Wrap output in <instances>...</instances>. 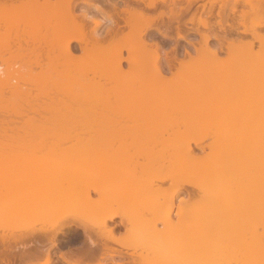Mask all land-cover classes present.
<instances>
[{"label":"rangeland","instance_id":"obj_1","mask_svg":"<svg viewBox=\"0 0 264 264\" xmlns=\"http://www.w3.org/2000/svg\"><path fill=\"white\" fill-rule=\"evenodd\" d=\"M47 1H50V3L58 2V0H38V3L41 4L43 2L44 4ZM97 1L100 2V0ZM117 1L118 0H112V2ZM157 1V8L147 11L149 14L148 16H151V19L155 16L158 17L159 21H155V24L157 22V25L161 26L162 22L161 27L164 28L165 23H168L169 19L164 17V23L158 14L162 10L167 11L168 8L164 7L162 0ZM182 1H184L181 2L182 5H187L185 0ZM226 1L233 2V0H218L216 3V11L219 10L222 4H224ZM118 2L120 3L119 6H123L121 1ZM208 3L209 0L195 1L190 11L181 17L182 22L180 33L186 34L188 40L195 41L198 49L204 46L203 42L199 41L201 40L200 35L195 31V29H193L198 26L197 22L199 23V21L197 20H199V18H197L196 23L191 22L189 19L196 10L198 11H196L197 17H200L203 13V9H205L203 8L204 4L209 6ZM247 5L242 4V7L239 5L237 11L239 13L236 12V16L233 15V13H230V15L235 17L238 16L237 18L239 19L244 17L246 20L245 26L252 29L253 24L251 22H256V18L257 20L262 19V22L264 21V10L260 12V10L264 9V4L262 6L263 8L261 7L258 10H252V7ZM260 5H262V3H260ZM243 6L246 11H252V13H249L248 11L249 15H246L248 13H245L247 18L245 15L243 16V14L240 13L241 10L244 9ZM14 8L17 10L16 7ZM105 8L107 10H112L111 13L117 14L116 11L111 7V4L107 7L105 6ZM12 9L13 8L11 7L9 10L11 11ZM14 10H12V12H8L14 13L16 11ZM26 10H30L31 12L26 11V13H29V15H27L28 13L26 14L25 10H22L24 14L22 12L21 17L25 16L23 19H26L25 22H33L34 20L33 25L30 24L31 22L25 25V23H23L24 21H21L22 19L18 13L17 16H19L21 20L18 18L20 22H16L19 24L15 22L16 19H13V21H10V23L14 24L10 25V23L7 22L9 19H6V22L8 23L6 24L10 25L9 27L11 29L7 28L4 30L6 27L5 24V26L2 28L3 34L1 33V36L4 35L3 37L5 39H9L11 36L12 39H15V33L18 31L21 32L22 29L26 28L24 31H26L27 34L29 33L28 39H31V43L29 44H33L30 46L32 48L35 46V50L33 48V52V50L30 49V46L26 45L25 48L29 47V51L27 49L18 51L19 49L17 50L13 44V47L9 52L8 49H5L6 51L3 50L5 47L4 45H6L5 42H3L5 39L3 41L1 40L2 43H0V245L3 242H6L16 249L22 242H24L22 236L28 230H43L47 229V227L48 229H53L54 227H58L56 224L63 222L67 223V220H69V222H71L70 220H73V224H75V222L76 224L77 222H86L87 224L88 222L91 225L93 224L94 220L99 222V220L103 218V215L100 216L96 213L99 211V209H101V206H104L105 211L103 210V212H106V214L112 210L115 211L120 209L121 211L124 207L123 209L126 210L125 217H116L109 223L111 227H115L114 240H103L102 238V242H107L113 247V249L121 250L123 252L122 254L114 255V261H122L124 264H128L127 261H130L131 257L129 256L131 255L129 254L131 253H137L133 256H136V258H134L139 260H141L143 257L145 258L146 256L149 258L154 254L155 258V256L157 257L155 252L156 248L150 249V251L153 250L152 253L154 254L147 253V251H149V247L155 245V242L158 243L160 240H162L159 239V235H157L159 232L157 231H161L162 227L164 228V224L158 222V226H156L157 224L153 225L152 220L154 216L152 217L153 213L151 212L155 206L157 207L154 209V212L155 210H162L161 204L164 202L165 197L172 194L171 192L174 191L173 189L180 183H185L187 191L190 192H187L186 189H184L174 198V207L171 214L174 223L178 222V219L181 215H185L182 214L184 213L182 210H187L185 212L192 211L190 213L191 217H193L191 218V221L192 219H195L194 222L196 223L197 221V225L209 224L216 210H222V212L220 211L221 217L223 215L224 219L232 221L229 217V214H233L232 218H235L234 221H241L242 219H240V215L245 213V207L247 205L245 201L243 202L242 197L247 194L255 195L256 193L255 196H251L252 200L249 199L250 201H248V211L251 210V213L249 212L250 215L256 213V219L258 215L257 212L260 213V219L262 218L263 220L261 219L259 220V223L257 222V230L259 232L256 230V233L258 234L254 237L257 241L253 239L252 240L253 242L255 241V243L257 242V244L264 243V218L262 217L264 215V171L259 173H257L258 170L254 171L256 174L254 173L253 175L251 174L252 172H250L251 176L248 174L245 176H241L239 174L236 177L232 176L235 181H232L233 178L231 179V177L225 178L224 176L223 178L225 179H223L219 174L222 172L221 168H223V164L221 163L229 160L228 158L231 156V154L229 152H225V154H219L216 149H213L219 143L221 145L226 142H228L226 145L231 143L238 144V142H240L238 140L240 139V134L242 133L241 131L244 127L243 123L247 120H255V123L252 125L248 135L259 131L262 132V138H264V83L258 85L255 77L258 72L262 74L264 73V63L261 62V64L256 65L254 64V59H249L246 62H238L234 64L229 63L230 59L233 58L234 53L243 47L242 45L245 40H253V35L251 33H240L241 35L239 36L234 31L231 32L229 30L230 32L228 31V33L230 34L227 35L229 38L227 41H225V45L228 46L227 43L234 39L233 41L235 42L234 44L232 43L233 45H231V53L228 50L229 48L226 49L227 47L224 46L223 50H219V54L214 57L211 56V54L206 49L201 50L200 53L197 52L196 48L185 38H181L176 41L179 30H177L175 27L169 31V35L172 38L163 37V35L158 33L155 27H152L148 32L145 41H149L150 43L154 39L155 41L160 42V52L167 50L170 51L172 54H170L171 56L175 55V57L178 58L177 60L185 59V61H182L185 63H182V65L179 66L180 68L177 67V62L174 64L175 66L172 67V69L177 68L178 70L171 69V71L167 66L163 53H161L163 54L161 56L162 60L160 59L161 61L158 64V62L155 60L156 56L154 53L151 55L150 50L152 48L150 47V49H147L149 47L146 46L148 43L146 42V44H144L146 47L145 48L143 43L137 39L139 32H141L144 27L143 25L141 26L140 20L136 21V23L134 22L135 24L132 23L131 26L134 25L136 27L130 26V29L122 19V14H120L119 10L117 11L118 16H120V25L123 27L125 33L116 39L103 41L104 43L100 44L99 46L97 45L94 47V49L92 48V51L91 47H89V52H87V54H83L85 52L81 50L79 42L75 40L72 41L70 46L73 50L72 54L75 56L73 57L74 59L69 56L67 57L66 48L65 46L63 47V44L65 43V39L71 37L72 34H80L79 27L73 25L72 23L69 24L70 21L67 19V17L66 19L64 18L66 15L60 17L61 15L59 13L58 15H54L56 14L54 12H43L39 10L40 13L45 14V16L43 15L45 17L43 19H47V24H45L46 21H42V19H40L43 16H39L40 18H38V13L36 11L34 12L31 9ZM74 11L76 15L80 16V18L83 12L88 14V22L84 23L86 24L84 27L86 30L84 29V31L88 32L87 35L91 34L89 32H91V29L95 27V35L100 33L102 35L101 37H103L105 35V30L111 25L110 20L103 21V16L94 7H88L84 3L78 4ZM31 13H37V15L34 14L36 19L34 15H31ZM25 14L27 17H30V20H28L29 18L27 19ZM47 14H49V17H46ZM51 14L53 15L50 16ZM9 15L6 18H9ZM31 16L33 17V20L31 19ZM57 16L59 18L56 19ZM231 16H229L230 19H228V22L233 23L235 18L232 16V18H234L232 19ZM11 17L17 18L16 16ZM49 18H51V20L53 19L51 23L49 22ZM60 18H64L65 21L62 19L61 22H65V24L63 25L62 23V26L61 24L56 23L59 26L56 25V27L53 25L54 28H52V24L55 22L54 20L60 21L58 20ZM244 18H242L240 21H244ZM91 19L100 20L101 23L96 26V24L92 22ZM209 19L211 22H215L219 19V17L217 15H213ZM39 21L43 22H41L43 24L42 26L41 23L37 25L35 24ZM259 22L260 21L257 22L259 26L256 24L257 29H255L258 33H261V35H264V25L262 22ZM15 24L17 26L19 25V27H17ZM46 25L50 27L48 28ZM245 26L239 25L240 30H243ZM46 28L50 29V32ZM226 28L230 29L231 24H227ZM201 29L207 31L203 27ZM219 30V25H217L216 32H219ZM8 31H10L9 35ZM27 34H24L26 35V38ZM220 34L223 33L221 32ZM5 35H7V37ZM16 35H18V33ZM20 35L23 36V34ZM32 36L35 39V42L33 41L34 43H32ZM147 38L152 40H148ZM211 44H213V47L215 48L219 46L217 40L214 38L211 40L210 46H212ZM254 44V49L260 48L264 50V42L261 44L259 40H254ZM141 45L146 50L143 49ZM186 46H188L190 49L192 58L184 54V49ZM173 47H175L177 50V56L175 52H173L174 50H172ZM140 50L147 52L142 53L141 51L140 53ZM148 50L150 51L149 55L147 54L149 53ZM14 51L15 53L17 52L18 54H22L24 57L27 54H25L24 51L32 53V61L34 56L38 57L39 55H42V57H40L41 59L43 58L44 61L41 60L40 62H43L41 63L43 66H39L37 63L33 64L30 61L29 63L26 60L27 58H22L24 61H21V58H18L19 60H14L13 62L10 56L12 55L11 53H14ZM30 53L28 54L29 56ZM130 60L132 61L130 62ZM119 64L121 67H119ZM159 65L160 67H163L164 70L160 68ZM118 67L127 72L124 77L125 79L122 80L123 82L121 81V84L118 83L117 79L118 71L120 70ZM250 67H252L251 72H253V75L247 88L244 86V83L241 80H237L235 78V75H238L241 70H247ZM235 82H237L239 88L230 90L229 86ZM143 84L144 89L142 90L141 86ZM120 85L121 87L125 85L126 87L123 86V88H126V91H129L130 86L131 91H136L134 93L131 91L127 92L125 98H132L136 96L137 98L138 96L139 98H146L147 96L149 97L158 92L162 95L164 100L162 102H155L154 104L150 102L152 104L148 103L144 108L140 106L141 110L142 108L144 109L142 111H139V109L134 106L132 109L135 111H133L130 107V109H127L131 110V112H128V110L123 112L126 109L123 105L124 110H119V112V108L123 109L121 105L119 106V104H117L119 106L118 107L114 102L107 103V100L105 99V102L104 98L110 97V100L111 98L115 99L114 96H118L116 93H118V86ZM239 89L244 92L247 90H254L256 93L253 94V97L257 99H254L255 101L251 100L247 102L248 105L246 107L235 110L234 112L236 118L233 119L230 124H228L222 130H216L207 121H204L202 115L205 113L204 104L206 101L210 104L209 107L211 109L212 99L213 101L217 99H225L228 96L239 92ZM88 91H90V93ZM173 94L177 95V100L175 97H170V95L174 96ZM130 95L132 97H129ZM247 99L248 98H245L240 101L246 102ZM207 110V114H209V108ZM124 113H130L128 115L125 114L128 119H124L126 118L124 117L125 115H123ZM131 113L134 114L133 117L135 119L133 117V119H130L132 116ZM118 114L122 116L121 118H123L124 121L118 120V118L121 119ZM137 114L138 116H141V118L137 117ZM136 117L139 120L142 119L143 121L141 122H143V124L139 123L140 121H137L138 119ZM227 118V115L222 116V119L224 120ZM134 120L138 122V126L136 125L137 123L134 124ZM126 121L127 125L130 121L127 128L126 125H123ZM131 123L133 125H130ZM128 128H130L131 131L137 130V133H129L130 129L128 131ZM133 134H135L136 138L135 136L133 137ZM218 135L220 137H218ZM134 138H138L139 140H135ZM217 138H221L223 143L220 141V139L218 143ZM175 140L177 143L174 142ZM183 142H187V146H192L191 148H193V152L191 150L190 153H188L189 155L191 154L192 157H187V153L185 154L184 151L187 146H184ZM181 144L184 147H181ZM203 146H205V150L201 149ZM182 148L183 150L181 151ZM236 149L238 150L242 148ZM247 149L248 148H246V150ZM241 158L242 157H240V159ZM123 163H126L127 166L128 164L135 165L137 163L142 165L144 163L142 167L141 165L139 166V173L137 170L136 171L137 175L141 173L140 175H142V177L146 176V178H142L139 175L135 176V172L132 173V175L134 174L133 176L123 173V175L126 176L120 175L118 176L117 180L116 176L119 174L117 171L119 168L118 166L122 165ZM180 163L182 165L185 163L184 165L188 164L189 166H192L193 171L191 176L189 174L190 172L187 170V173H183V169L180 172V168L182 167ZM137 164L136 166H138ZM169 166H171L170 169H168ZM260 168H263V165ZM131 169L130 170L134 172L135 169ZM261 170L262 169L259 171ZM116 172L118 173L117 175ZM142 172H144L146 175L144 173L142 174ZM186 174H188L189 177ZM127 176H131L135 179H131L129 177V180H127ZM164 176L168 177L162 182L161 178ZM124 177L126 178L125 180L123 179ZM246 178H248V182L251 184L254 183H252L251 179H254V184H256L254 187H258L256 188L257 190L259 189L258 192H256L257 190H255V188H252L253 186L251 187L250 184L247 183ZM136 179L138 180L136 181ZM215 179H217V181ZM126 180L127 182H125ZM130 180L133 182H130ZM225 180L226 182L227 180L229 181L226 183ZM146 181L148 183H146ZM139 182H142V186H144V189L140 190V193L143 194H149L151 193L150 191L160 188L157 189L158 193L156 192V196L158 197L156 204H154L152 208H149L151 206L147 207L151 211L147 208L144 209L137 205L135 199L134 201L132 199V205L129 204L131 202L130 196L132 194L133 198L135 196L131 189L137 187ZM187 183H190V185H187ZM224 183L227 185L225 186ZM148 185H150V187L152 186L153 188H149ZM145 187L150 190L149 193H147L148 190ZM168 187L169 191L167 192L166 188L168 190ZM231 187L237 189L234 190ZM250 187L252 189H250ZM161 188L166 191L167 195L163 193L164 191L161 192ZM249 189L250 191H248ZM242 190H246L247 193L246 191ZM253 190H255V193H253ZM117 192H121L120 194L126 192L125 195H123V197L126 199H123V197L117 195L123 200H120V203L116 201V198L114 199L112 196L116 197L115 194H117ZM154 193L155 191L152 192V194ZM161 193L164 195L160 197L159 194ZM212 193L214 194V197H216L214 201V197L211 195ZM216 193L221 195L215 196ZM226 194L227 197L225 198L224 195ZM228 194H232L231 197L228 196ZM258 195L260 197H258ZM104 196L106 199L108 197V199L113 198L114 200L112 199L111 203V199L107 200L109 203L108 204L106 203ZM70 197L73 199L70 200L71 204L69 205L66 204L65 201H68V198ZM224 198L225 200L231 198L233 200L232 204L234 203V206L229 204L231 199L230 201H224ZM54 199L58 200L60 203V206L58 207L59 211L48 213L47 215L44 214V216L35 215L27 218H21L19 215V211L23 208H32L35 204ZM181 199L186 200L182 202ZM116 202L119 205H117ZM123 202L127 207L121 206L123 205ZM127 202L128 204H126ZM215 204L219 205L220 207L216 206ZM129 205L130 207H128ZM227 206L231 208H228ZM235 206L236 210L234 208ZM185 207L187 209H185ZM225 207L227 209H225ZM137 208L139 210H137ZM229 209H232L231 211H233V213H230ZM179 212L182 213L179 214ZM237 216L239 218H237ZM180 218L182 219V217ZM121 220L124 221L123 224L122 222L120 224ZM234 221L232 223H234ZM151 223V226H154V228L156 227L157 231L150 228ZM76 224L75 227L67 229L66 235H60V248H63L61 250H52V264H64L63 260L61 261V258L58 256L60 254L59 251L70 252V250L72 251L73 249L69 248H76L78 246L80 247L81 243L84 244L86 241L83 239L85 238L83 237V230L79 227H76ZM234 224L236 225L237 223ZM95 225L96 224H94V227L96 228ZM175 230L176 229H174V231ZM73 234L75 237H77L76 239H73ZM78 234H80L81 237L78 238ZM32 239L33 238L28 235V238L26 239L27 243H31ZM213 239L215 240V238ZM74 240H76L75 243ZM209 240L211 241V239ZM261 240L263 242H261ZM206 241L208 240L206 239ZM210 241H208V245L207 242L204 243V246L209 247L210 249L206 248L205 251V248L202 246L203 248L201 247V250L199 249L200 253L197 251L196 255L194 254L193 257L195 256V258L203 260L210 257L213 258L214 256V258H219H216V260H219L218 263H220V260H222V262L223 260H232L237 256L230 255L228 252L227 254L223 252L225 253L223 255L222 251H220L222 248L219 250L221 254H216L215 252H217V250L213 248L216 250L214 252L210 247L213 246L211 245L213 240L211 241L212 243ZM161 242L163 243L164 241ZM68 243L70 245H65ZM260 244L258 245L259 248ZM77 249L79 250L80 248ZM209 250L212 253L209 252ZM73 251H75V249ZM262 253L264 254V252H261V254ZM137 255L139 258H137ZM161 255H158V258L161 257ZM178 255L180 254L178 253ZM190 255L192 254L186 255L187 258H191ZM262 255L261 258L258 255L259 260L261 259L264 262V256L262 257ZM175 256H177V254ZM108 257L110 258V256ZM177 257L173 256V259ZM181 259L179 258V260ZM43 260V256L33 260L27 259L25 261H19L18 259H15V264H33L39 263V261ZM195 260L196 259H194V261L188 259L190 262L185 263L195 264V262H197L196 264H199L200 260L199 262ZM181 261L183 263V260ZM87 262H89V260ZM234 262L237 264L235 259L232 263ZM170 263L171 262H168L167 264ZM261 263L262 262L259 264Z\"/></svg>","mask_w":264,"mask_h":264},{"label":"bare ground","instance_id":"obj_2","mask_svg":"<svg viewBox=\"0 0 264 264\" xmlns=\"http://www.w3.org/2000/svg\"><path fill=\"white\" fill-rule=\"evenodd\" d=\"M97 0H58V2H56V3H50V1H47V2H45L44 4H43V2L41 3V4H39L38 3V0H0V43H2L1 42V40L3 41L5 38L3 37L4 35H2L1 36V33H2V28L5 26V24L8 22V23H10V21H13V19L15 20V22L16 21H19V20H21V21H24L23 23H25V25H27V24H29L31 21H27V22H25L26 21V19L25 20H23L24 19V17H21V15H22V10H25V13H26V11H30V10H26V9H31V10H33L34 12L36 11L37 13H38V18H40L39 16H45V14H43V13H40L39 12V10L40 11H43V12H54V13H56V14H54V15H58V13L61 15L60 17H62L63 15L65 16L64 18L66 19V17H67V19L70 21V23L69 24H73V25H75V26H78L79 27V31H80V34H72L71 35V37H68V38H66L65 39V43L63 44V47L65 46V48H66V52H67V57L69 56V57H71V58H73V57H75V56H73V50H72V47L70 46L71 45V43H72V41H77V42H79V44H80V48H81V50L83 51V52H85V53H83V54H87V52H89V47H91V51H92V48L94 49V47H96L97 45L99 46L100 44H102V43H104L103 41H108V40H113V39H116V38H118L119 36H121V35H123L124 33H125V31H124V29H123V27L120 25V16H118V11L117 10H119L120 11V14H122V19L124 20V22L126 23V25H127V27H129L130 28V26H131V24L132 23H136V21H139L140 20V24H141V26L143 25L144 27H143V29L141 30V32H139V34H138V38L137 39H139V41L141 42V43H143V45L144 44H146V42L148 43V45H146L148 48L147 49H150V47L152 48L150 51H151V55H153L152 53H154V55L156 56V61L158 62V64H159V62L162 60L161 59V56L163 55L164 57H165V60H166V63H167V66L169 67V70H171L172 69V67L173 66H175L174 64H176V62H177V64H178V68H180L179 66L180 65H182V63H185V62H182L183 60L185 61V59H182V60H177L178 58L177 57H175V55H173V56H171L172 54L170 53V51H167V50H165V51H163V52H160V50H161V46H160V42H158V41H155L154 39V41L152 40V39H148V40H152V42H150L149 43V41H145V39H146V36L148 35V32L150 31V29L152 28V27H155V29L158 31V33H160L161 35H163V37H165V38H167V37H169V38H172L170 35H169V31H171L172 29H174V27L177 29V30H179V33H178V37H177V39H176V41H178L179 39H181V38H185L187 41H189V43L191 44V45H193L195 48H196V51L197 52H201V50H203V49H206L210 54H211V56H216V55H218L219 53V50L221 51V50H223V48H224V46H226L227 48L226 49H228L229 50V52L231 53V45H233L234 44V42L235 41H233V40H231V42L229 41L227 44H228V46L227 45H225V41H227L228 40V34H230V33H228V31L230 30L231 32L232 31H234L237 35H241L242 33H244V34H248V33H251L252 35H253V40L251 39V40H245L244 42H243V47L241 48V49H239L236 53H234V56H233V58H231L230 59V61H229V63H231V64H234V63H238V62H246L247 60H249V59H254V64H256V65H258V64H261V62L262 63H264V50H262V49H254V40H259L260 42H261V44L264 42V35L262 34L261 35V33H258L257 32V28H256V24H257V26H259L258 25V21H260V22H262L261 20L262 19H260V20H257V18H256V22H251L252 24H253V26H252V29H250L249 27H246L245 25H246V20H245V18L244 17H242V18H244V21L242 20V21H240L242 18H237V17H235L237 14H236V12L238 11V6L239 5H241V7H242V4H248L247 6H251L252 8V10L254 9H256V10H258L259 8H261L262 6H263V4H264V0H233V2H224V4H222V6L219 8V10H217L216 11V3H217V1L218 0H209V3H208V5L209 6H207L206 4H204V6H203V8H205V9H203V13H202V15L200 16V17H197V12L195 11V13H193L192 14V16H191V18L189 19L191 22H195L196 23V20H197V18H199V20H197V21H199V23L197 22V24H198V26H196V28H193V29H195V31L200 35V37H201V40H199V41H201V42H203V47L202 48H200V49H198L197 48V46H196V42L195 41H190V40H188L187 39V37H186V34H181L180 33V30H181V22H182V20H181V17L183 16V15H185L187 12H189L190 11V9H191V7H193V5H194V3H195V1H197V0H185L186 2H187V5H182V3L181 2H184V1H182V0H162V2H163V4H164V7H167L168 8V10L166 11V10H162V11H160V13L158 14V16H160L161 17V19H162V21L165 23V20H164V17H167L168 19H169V22L168 23H165V25H164V28H162L161 26H162V22H161V26L159 25H157V22L159 21L158 20V17H154V18H152V19H154V20H152L151 19V16L149 17L148 15V12L147 11H149L150 9L152 10V9H155V8H157V3H158V1L157 0H118V1H121L122 3H123V6L122 5H120L121 6V8H120V6H119V2L117 1V2H112V0H100V2H96ZM242 1H243V3H242ZM104 2H105V4H104ZM80 3H84L86 6H88V7H94L102 16H103V18H102V20L103 21H106V20H110L111 21V25L105 30V35L103 36V37H101L102 35L100 34V33H98V34H96L95 35V27L94 28H92L91 29V32H89V33H91V34H89V35H91V36H89V35H87V33L88 32H86V31H84V29L86 30V28H84L85 27V25L86 24H84V23H86V22H88V19H89V16H88V14L86 13V12H83L82 14H81V18H80V16H78V15H76L75 14V8L78 6V4H80ZM229 3H231V4H229ZM260 3H262V5H260ZM39 4V5H38ZM111 4V7L116 11V13L117 14H114V13H111V11L112 10H110V9H106L105 8V6L107 7L108 5H110ZM186 4V3H185ZM13 8L12 10H14L15 8L14 7H16L17 8V10L14 12V13H10V12H12V10L10 11L9 9L10 8ZM22 9H20V8ZM246 7V6H245ZM138 8V9H137ZM243 8H244V6H243ZM263 8V7H262ZM21 10V11H20ZM264 9H262V10H260V12L261 11H263ZM8 11H10V12H8ZM228 11V12H227ZM249 11V10H248ZM248 11H246L245 10V8L243 9V10H241V12L240 13H242L243 14V16L245 15V13H248ZM27 12V13H28ZM31 12V11H30ZM253 12H255V11H253ZM257 12H259V11H257ZM7 13H8V15H9V13H10V17L9 18H6L8 15H7ZM18 13L20 14V18H19V16H17L18 15ZM26 13V14H27ZM37 13H34V14H36L37 15ZM40 13V14H39ZM230 13L232 14L233 13V15H235V16H233L234 18H232V16L230 15ZM237 13H239V12H237ZM249 13H252V11H249ZM249 13L248 14H246V15H249ZM13 14V15H12ZM23 14H24V12H23ZM25 14V15H26ZM33 13H31V15H34ZM7 15V16H6ZM27 15H29V13L27 14ZM27 15H26V17H27ZM49 14H47L46 15V17H49L48 16ZM53 14H51L50 16H52ZM213 15H217L218 17H219V19L217 20V21H215V22H211L210 21V17L211 16H213ZM239 15V14H238ZM246 15H245V17H246ZM11 16H16L17 18H15V17H11ZM41 17L40 19H42V21L43 20H45V19H43V18H45V17ZM229 16H231V18L232 19H234L233 21V23H230V22H228V19H230L229 18ZM34 17H35V15H34ZM53 17H55V16H53ZM138 19H137V18ZM12 18V19H11ZM18 18H19V20H18ZM29 18V19H28ZM57 18H59L58 16L56 17V19ZM64 18H62L63 20H64ZM80 18V19H79ZM155 18H157V19H155ZM247 18V17H246ZM6 19H9V21H7ZM27 19L28 20H30V17L28 16L27 17ZM31 19L33 20V17L31 16ZM35 19H36V17H35ZM50 19V23L52 22V20H51V18H49ZM61 18L60 19H58V20H60V21H57V20H54L55 22H53V24H52V28H54L53 27V25H57V24H61L62 25V23H63V25L65 24V22H61V20H62ZM133 19H135V20H133ZM188 20V21H189ZM7 21V22H6ZM38 21V20H37ZM42 21H39V22H36L35 24L37 25V24H39V23H41ZM46 21V22H45ZM44 22H45V24H47V19L45 20ZM65 21V20H64ZM91 21L92 22H94L95 24H96V26H98L100 23H101V21L100 20H94V19H91ZM133 21V22H132ZM155 21H157L156 22V24H155ZM20 22V21H19ZM59 22V23H58ZM61 22V23H60ZM259 22V23H260ZM7 23V24H8ZM17 23V22H16ZM22 23V24H23ZM33 23H34V20H33V22H31L30 24L31 25H33ZM43 23V22H42ZM41 23V26L43 25ZM57 23V24H56ZM134 23V24H135ZM175 23H176V25H175ZM263 23V25H264V21L262 22ZM6 24V27L4 28V30L5 29H7V28H10L9 26L10 25H13L14 23H10V25H7ZM17 24H19V23H17ZM159 24V23H158ZM227 24H231V28L230 29H227L226 28V25ZM16 25V24H15ZM60 25V26H61ZM62 25V26H63ZM155 25V26H154ZM217 25H219V32H216V27H217ZM239 25H244L245 26V28L243 29V30H240V28H239ZM260 25H262V24H260ZM17 26V25H16ZM45 26V25H44ZM57 26H59V25H57ZM56 26V27H57ZM134 25H132L131 27H133ZM255 26V27H254ZM17 27H19V25L17 26ZM36 27V26H35ZM46 27H50V26H47L46 25ZM55 27V28H56ZM134 27H136V26H134ZM204 28V29H206L207 31H204V30H202L201 28ZM48 28H46L47 30H49V32H50V29H48ZM51 28V29H52ZM256 28V29H255ZM11 29V28H10ZM26 29V28H25ZM25 29H22V31L20 32V31H18L17 33H18V35H16L17 33H15V39H12L11 37V34H10V38L8 39H5V41H3V42H5V44L6 45H4L3 47V50H5V49H8L9 50V52L11 51V49H12V45L14 44L15 46V48H17V50L18 51H21V50H28L29 49V47H26L25 48V46L27 45V46H32L33 44H29V43H31V39L29 40L28 38V35H29V33L27 34V32L26 31H24ZM131 29V28H130ZM204 31V32H203ZM229 31V32H230ZM23 32H25L26 34H27V38H26V35H24L25 33H23ZM86 32V33H85ZM223 33V34H220V33ZM6 33V32H5ZM4 33V34H5ZM9 33H10V31H8V35H9ZM12 33V32H11ZM32 33H34V32H32ZM241 33V34H240ZM3 34V33H2ZM7 34V33H6ZM20 34H23V36L22 35H20ZM97 35H99V36H97ZM6 37H7V35H5ZM2 37V38H1ZM33 40H32V43H34L35 42V39H34V37L32 36L31 37ZM154 38H156V37H154ZM216 39L217 40V43H218V45L219 46H217L216 48L215 47H213V44H211L212 46H210V42H211V40L212 39ZM237 40V39H236ZM34 41V42H33ZM198 41V42H199ZM233 41V42H232ZM138 42V41H137ZM140 43V44H141ZM233 43V44H232ZM138 44H139V42H138ZM16 45H17V47H16ZM90 45V46H89ZM264 45V44H263ZM2 46V45H1ZM30 46V49H32L33 50V48H34V50H35V46H33V48ZM214 46H216V45H214ZM141 47H142V45H141ZM144 47H145V45H144ZM144 47H142L143 49H145ZM263 47V46H262ZM16 50V49H15ZM34 50H33V52H34ZM88 50V51H87ZM146 50V49H145ZM163 50V49H162ZM172 50H174L173 52H175V54H176V48L175 47H173L172 48ZM6 51V50H5ZM29 51V50H28ZM141 51H142V53L143 52H147V51H143V50H140V53H141ZM150 51L148 50V52L149 53H147L148 55L150 54ZM25 52V57L22 55V54H18L17 52V54L15 53V51H14V53H11L12 55L10 56V58L12 59V61L14 62V60H19L20 58V60L21 61H24L22 58H24V59H26L27 60V62H31V63H37L39 66L40 65H42L41 63H43V62H40L41 60H43L44 61V59L42 58L41 59V57H42V55H39L38 57H35L34 56V58H33V61H32V59H31V57H33V55H31L32 53H30V52H27V51H24ZM172 52V53H173ZM30 53V56L28 55ZM161 53H163V54H161ZM14 54V55H13ZM171 54V55H170ZM184 54L185 55H188V56H190L191 58H192V55H191V51H190V49L188 48V46H186L185 47V49H184ZM233 54V53H232ZM38 55V54H37ZM75 55V54H74ZM41 56V57H40ZM154 56V57H155ZM176 56H177V54H176ZM29 57V58H28ZM163 57V58H164ZM14 58V59H13ZM19 58V59H18ZM38 58H40V59H38ZM74 59V58H73ZM72 59V60H73ZM161 59V60H160ZM3 60V59H2ZM25 60V61H26ZM36 60V61H35ZM38 60V61H37ZM71 60V59H70ZM120 60H121V58H120ZM132 60H130V62H131ZM16 62V61H15ZM29 62V63H30ZM161 64V63H160ZM162 65V64H161ZM43 66V65H42ZM163 66H165V65H163ZM119 67H121L120 66V64H119ZM118 67V68H119ZM159 67H160V65H159ZM182 67V66H181ZM160 68H162L163 69V67H160ZM175 68V67H174ZM120 70L118 71L117 70V68H116V70L118 71V75H117V79H118V83L119 84H121V81L123 80V79H125L124 77H125V74L127 73V72H125L123 69H121V68H119ZM175 69H177V68H175ZM175 69H172V70H175ZM164 70V69H163ZM171 70V71H172ZM178 70V69H177ZM123 71H124V73H123ZM252 71V67H250L249 69H247V70H241L240 72H239V74L238 75H235V78L237 79V80H241L243 83H244V86L245 87H247L248 88V86H249V84H250V79H251V77H252V73L253 72H251ZM263 72H264V70H263ZM264 74V73H263ZM262 73H260V72H258L256 75H255V77H256V82L258 83V85L259 84H263L264 83V75H263ZM123 82V81H122ZM123 86H125V85H123ZM123 86L121 87V85L120 86H118L119 87V91H118V89H117V91H118V93H116V94H118V96L116 97V96H114L115 97V99H112L111 98V100H110V97L109 98H104V100L106 99L107 100V103H115V105H117V104H119V106L121 105L122 106V108L123 109H121V108H117L118 109V111L119 110H124V106H125V111H123V112H126L127 110H128V112L130 111L131 112V110H129L130 109V107H131V109H132V107H136L137 109H139V111L141 110L140 108L141 107H146V105L149 103V104H154L155 102H162L163 100H164V98H162V95L160 94V93H158V92H156V93H154L153 95H151V96H147L146 98L144 97H142V98H139V96H138V98H137V96L136 97H132L131 95L129 96V97H132V98H128V97H126L125 98V96H126V94H127V92H130L131 90H130V87H129V91H126V88H123ZM126 87V86H125ZM121 88V89H120ZM125 89V90H123V89ZM229 88H230V90H235V89H238L239 88V86H238V84H237V82H235V83H233L232 85H230L229 86ZM128 89V88H127ZM131 89H135V88H131ZM138 89V88H137ZM141 89L143 90L144 89V84L141 86ZM139 90V89H138ZM240 90V89H239ZM254 91V90H253ZM249 91V90H247L246 92H244V91H239V92H237V93H235V94H232V95H230V96H228L227 98H225V99H217V100H214L213 101V99L211 100V99H209V100H211L212 102H211V109H210V104L209 103H207V101H206V103L204 104L203 102V104L205 105V107H204V110H205V113L202 115V118L204 119V121H207L214 129H216V130H222V129H224L228 124H230V122L233 120V119H235L236 118V115H235V110H238V109H240V108H243V107H246L247 105H248V103L247 102H249V101H251V100H254V99H257V98H255V97H253V94H255L256 92L254 91ZM89 93H90V91H88ZM131 92H133V91H131ZM134 92H136V91H134ZM133 92V93H134ZM139 92V91H138ZM84 93V92H83ZM86 93H87V90H86ZM85 93V94H86ZM124 93V94H123ZM82 94V93H81ZM120 95V96H119ZM134 95V94H133ZM174 95V94H173ZM113 97V98H114ZM170 97H172V98H176L177 97V95L175 94L174 96H172V95H170ZM208 97V96H207ZM206 97V98H207ZM209 97H210V95H209ZM249 97H252V98H249ZM212 98H213V95H212ZM245 98H248L247 99V101L245 102H243V101H240V100H243V99H245ZM178 98H176V100H177ZM205 99V98H204ZM203 99V100H204ZM208 99V98H207ZM106 100H105V102H106ZM109 100V101H108ZM115 100V101H114ZM239 100V101H238ZM255 101V100H254ZM150 102H152V103H150ZM165 102V101H164ZM201 103V104H202ZM138 104V105H137ZM202 104V105H203ZM207 104H208V106H207ZM124 105V106H123ZM137 105V106H136ZM118 106V105H117ZM118 106V107H119ZM141 106V107H140ZM207 107V108H206ZM127 108H129V109H127ZM142 108V110H144ZM209 108V111L211 112H209V114H207V112H208V109ZM136 109V110H137ZM133 111H135L134 109H132ZM141 110V111H142ZM138 111V110H137ZM120 112V111H119ZM123 112H121V113H123ZM135 113V112H134ZM120 114V113H119ZM118 114V115H119ZM128 115V114H130V113H124L123 115ZM138 114H139V112H138ZM138 114L136 115L137 117H139V118H141V116H138ZM120 115H122V114H120ZM119 115V116H120ZM126 115L124 116V117H126ZM131 118L130 119H133L134 117H133V115L134 114H132L131 113ZM140 115V114H139ZM223 115H227L228 116V118L227 119H222V116ZM118 116V117H119ZM130 116V115H129ZM122 116H120V118H121ZM133 117V118H132ZM136 117V118H137ZM124 119H128L127 117L126 118H124ZM135 119V118H134ZM138 119V118H137ZM136 119V120H137ZM118 120H122V121H124L123 120V118H121V119H119L118 118ZM134 120L133 122H134V124H136L137 126H138V122L137 121H140L139 123H142L143 124V122H141V121H143L142 119L141 120ZM130 121H132V120H130ZM129 121V122H130ZM129 122H128V125H127V121L126 122H124L125 124H123V125H126V128H127V126H129ZM255 123V120H247V121H245L244 123H243V125H244V127H243V129H242V133L240 134V139L238 140V141H240V142H238V144H236V143H231V144H229V145H226L228 142H226V143H223V141L221 140V138H219L220 139V141L224 144H220L219 143V139H218V143L221 145H219V144H217V146L216 147H214L213 145V149H216L217 150V152L219 153V154H225V152H229L230 154H231V156H229V160H226V161H224L223 163H221V164H223V168H221L222 170V172H220L219 170V174L222 176V178L225 176V178L227 177V178H230L231 177V179L233 178L232 176H234V177H236V176H238V174L239 175H241V176H245L246 174H248L249 176H251L250 175V172H252L251 174L253 175L254 173L256 174V172H254V171H257V173H259V172H263L264 170V138H262V132H259V131H257L256 133H254V134H250V135H248L249 133H250V130H251V127H252V125ZM117 125V124H116ZM118 125H119V121H118ZM130 125H133L132 123L130 124ZM135 125V126H136ZM132 127V126H131ZM129 129L130 128H128V131H129ZM128 131H127V134H128ZM137 130H132L131 131V129H130V131H129V133L131 132V133H135ZM244 131V132H243ZM249 131V132H248ZM137 133V132H136ZM135 136V134H133V137ZM215 136V135H214ZM218 137H220L219 135H218ZM135 138H136V136H135ZM134 138V139H135ZM244 138V139H243ZM138 139V138H137ZM137 139H135V140H137ZM139 140V139H138ZM127 141V140H126ZM217 141V140H216ZM174 142H176V140L174 141ZM177 143V142H176ZM215 143H217V142H215ZM215 143H214V145H215ZM188 145V143L186 142V143H184L183 142V145L184 146H187ZM182 144L180 145L181 147H184ZM192 147V146H191ZM190 146H187L186 147V149H185V154L187 153V157H192V155L190 154H188V153H190V151L193 149V148H191ZM205 146H203V147H201V149H204L205 150V148H204ZM212 148V147H211ZM236 148H242V149H236ZM246 148H248L247 150H246ZM183 150V148L181 149V151ZM227 150V151H226ZM192 152H193V150H192ZM191 152V153H192ZM183 153V152H182ZM184 155V154H183ZM240 157H242L241 159H240ZM171 162V161H170ZM169 162V163H170ZM186 162V161H185ZM173 163V162H172ZM188 164H190L189 162H187ZM137 164V163H136ZM136 164L135 165H133V164H128V166H127V164L126 163H123L122 165H120V166H118L119 168H118V173L116 172V179L118 180V176H120V175H123V173L124 174H126V175H132V173H135L136 172V174H135V176L137 175V171L139 170V166L141 165V164H137L138 166H136ZM144 164V163H143ZM143 164L141 165V167L143 166ZM171 164V163H170ZM178 164V163H177ZM181 164V163H180ZM185 164V163H184ZM182 165V167L180 168V172L182 171V169H183V173H185L186 172V170L187 171H189L190 173V176H191V174H192V171H193V168H192V166H189L188 164H186V165H188V166H186V165ZM125 165V166H124ZM263 165V168H260L261 166ZM123 166V167H122ZM133 166V167H132ZM173 166V165H172ZM185 166V167H184ZM127 167V168H126ZM174 167V166H173ZM187 167H190V168H187ZM131 168H133V170H134V172H132L131 170ZM138 168V169H137ZM144 168V167H143ZM146 168V167H145ZM168 168V167H167ZM171 168V166H169V168L168 169H170ZM178 168V167H177ZM186 168V169H185ZM237 168V169H236ZM131 169V170H130ZM141 169V168H140ZM189 169V170H188ZM260 169H262L261 171H259ZM128 170H129V172H128ZM137 170V171H136ZM175 170H176V168H175ZM174 170V171H175ZM141 171V170H140ZM143 171V170H142ZM195 171V170H194ZM131 172V173H130ZM235 172V173H234ZM138 173H139V171H138ZM144 172H142V174H143ZM177 173V172H176ZM187 173V172H186ZM141 174V173H140ZM140 174H138L140 177H142V175H140ZM145 174V173H144ZM179 174V173H178ZM218 174V173H217ZM218 174V175H219ZM235 174V175H234ZM126 175H123V176H126ZM134 175V174H133ZM132 175V176H133ZM137 175V176H138ZM146 175V174H145ZM186 175H188V174H186ZM219 175V176H220ZM247 175V176H248ZM185 176V175H184ZM184 176H183V178H184ZM128 177V176H127ZM131 179H135V178H132L131 176H129ZM129 177H128V179L127 180H129ZM140 177H136V178H140ZM143 177H145L146 178V176H143ZM142 177V178H143ZM168 177V176H167ZM167 177L166 176H164V177H162L161 178V181L163 182V181H165L166 179H167ZM188 177H189V175H188ZM217 177V176H216ZM145 178H144V181H145ZM172 178V177H171ZM175 178V177H174ZM183 178H181V179H183ZM221 178V179H222ZM225 178H223V179H225ZM124 180L126 179L125 177L123 178ZM188 179V178H187ZM190 179V178H189ZM222 179V180H223ZM247 179V183H249L248 182V178H246ZM127 180L125 181V182H127ZM138 179H136V181H137ZM143 180V179H142ZM216 181H217V179H215ZM252 180V183L254 182L255 183V181H253L254 179L252 178L251 179ZM251 180H250V182H251ZM187 181V180H186ZM215 181V182H216ZM229 180H227V182H228ZM232 181H235V179L233 178V180ZM130 182H133L132 180H130ZM129 182V183H130ZM150 182H152V181H150ZM225 182H226V180H225ZM226 182V183H227ZM122 183H123V180H122ZM140 183V182H139ZM139 183L137 184L138 186L137 187H135V188H133V189H131V191H133L134 192V194H135V196H134V198H133V192L131 193L132 195L130 196L131 198V202L129 203V204H131L132 205V199H133V201H134V199H135V201H136V204L137 205H139L140 207H142V208H147V207H149V206H151V207H149V208H152L153 207V205L154 204H156V200H157V196H156V194L158 193L157 192V189H160V188H156V190L154 189V190H152V191H150V190H148V186H149V188H151L150 187V185H148L147 187H145L147 190H148V192L147 193H149V191L151 192V193H149V194H146V193H140V190H142V189H144V186H142V182L140 183V185H139ZM144 183V182H143ZM146 183H148L147 181H146ZM145 183V184H146ZM177 183H178V181H177ZM251 184V183H249L250 184V186L252 187V188H255L254 186H256V184ZM119 184V183H118ZM154 184V183H153ZM152 184V185H153ZM190 185V183H187V185ZM194 184H196V183H194ZM220 184V183H219ZM229 184V183H228ZM233 184V183H232ZM248 184V185H249ZM128 185V184H127ZM135 185H136V183H135ZM144 185V184H143ZM224 185H225V183H224ZM227 185V184H226ZM225 185V186H226ZM230 185V184H229ZM234 185V184H233ZM232 185V186H233ZM247 185V184H246ZM245 185V186H246ZM118 186H121V185H118ZM126 186V185H125ZM140 186V187H139ZM134 187V186H133ZM142 187V188H141ZM175 187V186H174ZM221 187H223V186H221ZM228 187V186H227ZM235 187V186H234ZM247 187V186H246ZM250 187V189H252ZM128 188V187H127ZM153 188V187H152ZM151 188V189H152ZM188 188V187H187ZM198 188H200V187H198ZM230 188V187H229ZM231 188H233V187H231ZM249 188V187H248ZM256 188H258V187H256ZM255 188V190H257ZM122 189V188H121ZM145 189V190H146ZM184 189H186V187H185V183H180V184H178L173 190V192H175V193H173V192H171L172 194H170V195H168V196H166L165 197V200H164V202H162V210H158V211H156L155 210V212H154V209L157 207V206H155V208L154 209H152V212L151 213H153V215H152V217L154 216V218H153V225H156L158 222H161L162 224H164V228L162 227V229H161V231H157L156 230V227L154 228V226H151L152 225V223L150 224V228H152L153 230L155 229L157 232H159V234L157 233V235H159L158 237H159V239H162V240H160L158 243L157 242H155V245H153V246H151V247H149V251H150V249H152V248H156V250H155V252H156V255H157V257L155 256V258H154V253H152V251L153 250H151L150 252L149 251H147V253H152V254H154V255H151L149 258H148V256H146L145 258L143 257L141 260H139V259H135L136 258V256H133V255H135V254H137V253H135V254H129V255H131V256H129V257H131V259H130V261H127L128 262V264H163L164 262V264H167L168 262H171L170 264H183V263H185V262H187V263H189L190 261H188V259L190 260H193L194 261V259H196L198 262H199V260L200 259H198V258H195V256L193 257V255L195 254L196 255V252L198 251H200L201 249V247L203 246L204 248H205V251H206V248L208 249L209 247H205L204 246V243H206L207 242V245H208V241H210L209 239H211V241L213 240V243L211 244V245H213V246H210L212 249L213 248H215L216 250H217V252H215L216 250H214L213 249V251L217 254V253H220L221 254V252L220 251H222V254L224 255L225 253L227 254V252H228V254H230V255H237L236 257H234V259H235V261H236V263L238 264H259L260 262H262L261 264H264V262L260 259L259 260V256H260V258H261V255L263 254H261V252H264V243H258L257 244V242L255 243V241H257V240H255V235H257L258 233H256L258 230V228H257V225H258V223L260 222L259 220H261L260 219V213H258L257 212V219H256V213H254L255 214V217H254V214H251L250 215V211H248V208H249V205H248V201H250V200H252V198H251V196H255L256 195V193L254 192L255 190H253V193H255V195H250V194H247V195H244L243 197H242V200H243V202L245 201V203L247 204L246 205V207H245V213H243L244 214V216H243V214H238V215H240V219H242L241 221H238V222H236V221H234V219L235 218H232V216H233V214H229V217H230V219L232 220V221H230V220H228V219H224V217H223V215H222V217H221V212H222V210H216L215 211V214H214V216L211 218V222L209 223V224H203V225H197L196 223H197V221H196V223L194 222V220L192 219V221H191V218H193V217H191V215H190V213L192 212H185V211H187V210H182V208H181V210H182V212H184V213H182V214H185V215H181L180 217H182V219L179 217V219H178V222H176V223H174V221L172 220V217H171V214H172V210H173V207H174V203H173V201H174V198L176 197V195L179 193V192H181L182 190H184ZM234 189V188H233ZM237 188H235L234 190H236ZM250 189L248 190V191H250ZM262 189V188H261ZM146 190V191H147ZM247 190V189H246ZM246 190H242V191H246ZM259 190V189H258ZM258 190L256 191V192H258ZM153 191H155V193L154 194H152V192ZM164 191V192H163ZM166 191L168 192L169 191V187H168V190H167V188H166ZM166 191L163 189V188H161V192H163L165 195H167V193H166ZM172 191V190H171ZM186 191H187V189H186ZM239 191V190H238ZM122 192V191H121ZM121 192H117V194H115V196L116 197H114V196H112L116 201H118L119 203H120V200H123V199H126V198H124L123 197V195H125V193L123 192L122 194H120ZM136 192V193H135ZM157 192V193H156ZM187 192H190V191H187ZM216 192V191H215ZM260 192V191H259ZM263 192V191H262ZM119 193V194H118ZM163 193H161V194H159V196L161 197V196H163L164 194ZM246 193H247V191H246ZM245 193V194H246ZM250 193H252V192H250ZM169 194V193H168ZM120 195L121 197H123V199L121 198V197H118V196ZM213 197H214V194L212 193L211 194ZM217 195H221V194H217L216 193V195L215 196H217ZM223 195V194H222ZM232 195V194H231ZM231 195H229L228 194V196H230L231 197ZM212 196H210V197H212ZM242 196V195H241ZM219 197V196H218ZM224 197L226 198L227 197V194L226 195H224ZM258 197H260L259 195H258ZM112 198V199H113ZM215 198L216 197H214V199L213 198H211V199H213V201L215 200ZM225 198H224V201H230V199H228V200H225ZM235 198V197H234ZM254 198V197H253ZM255 198H257V197H255ZM71 199H73V198H68V201H65L66 202V204H71ZM104 199H106V197L104 196ZM111 199V198H110ZM110 199H108V197H107V199H106V203H108L107 202V200H110ZM112 199L110 200V203H111V201H112ZM113 199V200H114ZM119 199V200H118ZM219 199H221V198H219ZM240 199V198H239ZM250 199V200H249ZM258 199V198H257ZM129 200V199H128ZM159 200V199H158ZM186 199H181V201L182 202H184ZM218 200V199H217ZM254 200V199H253ZM232 199H231V201H230V203L229 204H232ZM241 201V200H240ZM259 201V200H258ZM70 202V203H69ZM158 202V201H157ZM217 202V201H216ZM252 202V201H251ZM222 203H223V201H222ZM225 203H227V202H225ZM260 203V202H259ZM104 204V203H103ZM109 204V203H108ZM116 204L117 205H119L117 202H116ZM126 204H128V202L126 203ZM181 204H183V203H181ZM217 204V203H216ZM215 204V205H216ZM234 204V203H233ZM232 204V206H234ZM106 205V204H105ZM113 205H114V202H113ZM133 205H135V204H133ZM235 205H236V203H235ZM60 206V203H59V201L58 200H56V199H54V200H48V201H46V202H43V203H38V204H35L32 208H23V209H21L20 211H19V215H20V217L22 218H27V217H30V216H44V214H48V213H52V212H56V211H59V209H58V207ZM68 206V205H67ZM121 206H125V204H124V202H123V205H121ZM189 206V205H188ZM216 206H219V205H216ZM224 206V205H223ZM248 206V207H247ZM251 206V205H250ZM106 207V206H105ZM125 207H127V206H125ZM128 207H130V205L128 206ZM159 207V206H158ZM183 207V206H182ZM190 207V206H189ZM220 207V206H219ZM228 208H231V207H229V206H227ZM240 207V206H239ZM124 208V207H123ZM122 208V210L120 211V209L119 210H112V211H110L108 214H106V212H103V210H104V206L102 207L101 206V209H99V211L98 212H96L98 215H103L102 217V219L101 220H99V222L98 221H96V220H94V222H93V224H91L90 225V223H88L87 222V224H86V222H83V223H79V222H77V224H76V222H75V224L77 225L76 227H79V228H81L82 230H83V237H85V238H83V239H85L84 241H82V242H84V244H82L81 243V246L79 247H76V248H69V249H75V251H71L70 250V252H68V251H65V252H63V251H59L60 252V254L58 255L60 258V260L62 261L63 260V262H64V264H108V263H110V264H124V262H122V261H114L113 259V257H114V255H116V254H122L123 252L121 251V250H116V249H113V247L112 246H110L107 242H102V238H103V240L105 239H107V240H114V228L115 227H111L110 225H109V223L111 222V221H113L116 217H119V216H121V217H125V215H126V210L125 209H123ZM139 208V207H138ZM137 208V210H139ZM149 208H147V209H149ZM193 208V207H192ZM235 208V210H236V206L234 207ZM233 208V209H234ZM242 208H244V207H242ZM241 208V209H242ZM253 208V207H252ZM116 209V208H115ZM144 209H143V211H144ZM158 209V208H157ZM183 209H184V207H183ZM185 209H187L186 207H185ZM225 209H227L226 207H225ZM130 210V209H129ZM141 210V209H140ZM150 210V209H149ZM180 210V211H181ZM193 210V209H192ZM230 210V213H233V211H231L232 209H229ZM101 211V212H100ZM105 211V210H104ZM142 211V210H141ZM140 211V212H141ZM151 211V210H150ZM150 211H147V212H150ZM221 211V212H220ZM237 211H238V209H237ZM236 211V212H237ZM247 211V212H246ZM264 211V210H263ZM240 212V211H239ZM238 212V213H239ZM250 212V213H249ZM104 213H105V216H104ZM128 213H129V211H128ZM143 213H145V212H143ZM178 213V212H177ZM180 212H179V214H181ZM187 213V214H186ZM140 214V213H139ZM150 214V213H149ZM149 214H147V215H149ZM189 214V215H188ZM190 216V217H189ZM193 216V215H192ZM259 216V217H258ZM120 217V218H121ZM144 217V216H143ZM263 218H264V215L262 216ZM237 218H239L238 216H237ZM143 219V218H142ZM221 219V220H220ZM125 220H127V219H125ZM131 220V219H130ZM148 220V219H147ZM150 220H151V218H150ZM150 220H149V223H150ZM180 220V221H179ZM263 220V219H262ZM68 222L66 223H59V224H56V225H58V227H54L53 229H48V227H47V229H34V230H28L27 232H25L24 234H23V236H22V239H23V241L24 242H22L21 244H20V246H18L16 249L15 248H13L10 244H8V243H6V242H3L1 245H0V261H1V263L0 264H15V259H18L19 261H25V260H33V259H35V258H39V257H44V260L43 261H39V263H33V264H52V250L54 249V250H56V249H58V250H61L62 248H60L61 247V240H60V235H62L63 236V234H65L66 235V233H67V229H70V228H72V227H75V224H73V220H70L71 222H69V220H67ZM145 221V220H144ZM234 221V223H237V224H239V225H235L234 223H232ZM98 222V223H97ZM121 222H122V224H123V222L124 221H120V224H121ZM142 222V221H141ZM181 222V223H180ZM184 222V223H183ZM240 222V223H239ZM241 222H243V223H241ZM258 222V223H257ZM145 223V222H144ZM172 223V224H171ZM179 223V224H178ZM257 223V224H256ZM79 224V225H78ZM81 224H84V225H81ZM94 224H96L95 226H96V228L94 227ZM146 224V223H145ZM90 225V226H89ZM174 225V226H173ZM181 225V226H180ZM92 226V227H91ZM156 226H158V224L156 225ZM171 226V227H170ZM148 227V226H147ZM52 228V227H51ZM173 228V229H172ZM147 229V228H146ZM174 229H176L175 231H174ZM77 230H78V228H77ZM131 230V229H130ZM149 230H151V229H149ZM257 230V231H256ZM129 231V230H128ZM152 231V230H151ZM77 232V231H76ZM150 232V231H149ZM155 232V231H154ZM153 232V233H154ZM259 232V231H258ZM223 233H226V234H223ZM75 234V233H74ZM74 234H73V236H74ZM85 234V235H84ZM155 234V233H154ZM229 234V235H228ZM28 235H30L33 239H32V242L31 243H27V241H26V239L28 238ZM72 235V234H71ZM79 236H78V238L79 237H81L80 236V234H78ZM82 235V234H81ZM226 235H227V237H226ZM156 236V235H155ZM161 236V237H160ZM222 238H221V237ZM60 237V238H59ZM75 237V236H74ZM73 237V239H76L77 237H75L74 238ZM154 237V236H153ZM224 237V238H223ZM257 237V236H256ZM259 237V236H258ZM71 238V237H70ZM213 238H215V240L213 239ZM218 238V239H217ZM72 239V238H71ZM72 239V240H73ZM82 239V238H81ZM206 239L208 240V241H206ZM255 240L254 242H253V240ZM79 240V239H78ZM77 240V241H78ZM220 240V241H219ZM26 241V242H25ZM75 241L76 240H74V243H75ZM161 241H164L163 243L161 242ZM260 241V240H259ZM66 242V241H65ZM215 242V243H214ZM261 242H263L262 240H261ZM73 243V244H74ZM157 244H159V245H157ZM162 244V245H161ZM260 244V248H259V245ZM65 245H70L69 243L68 244H65ZM206 245V246H207ZM256 245V246H255ZM156 246V247H155ZM217 248H216V247ZM220 246V247H219ZM262 246V247H261ZM65 247V246H64ZM202 247V248H203ZM60 248V249H59ZM77 248H80L79 250L77 249ZM158 248V249H157ZM220 248H222L221 250H220ZM259 248V249H258ZM263 248V249H262ZM200 249V250H199ZM210 249V248H209ZM211 249V250H212ZM262 251H261V250ZM220 250V251H219ZM209 252H211L210 250H209ZM213 252V253H214ZM223 252H225V253H223ZM134 253V252H133ZM163 253V254H162ZM178 253L180 254V255H178ZM200 253V252H199ZM202 253V252H201ZM205 253V252H204ZM212 253V252H211ZM215 253H214V255H215ZM162 254V255H161ZM177 254V256H175ZM189 254H192V255H190V257L191 258H187V256L186 255H189ZM239 254V255H238ZM241 254V255H240ZM261 254V255H260ZM158 255L160 256L161 255V257H159L158 258ZM172 255V256H171ZM259 255V256H258ZM108 256H110V258L108 257ZM138 256V255H137ZM171 256V257H170ZM173 256L174 257H177V258H175V259H173ZM180 256V257H179ZM185 256V257H184ZM212 256V255H211ZM240 256V257H239ZM264 256V254L262 255V257ZM135 257V258H134ZM141 257V256H140ZM163 257V258H162ZM197 257V256H196ZM230 257V256H229ZM228 257V258H229ZM137 258H139V256L137 257ZM179 258L181 259V258H183V259H181V260H183V263H182V261L181 260H179ZM185 258H186V261H185ZM192 258H194V259H192ZM200 258V257H199ZM217 259H219L218 257H216ZM216 258H214V256H213V258H207V259H203V260H200V262H199V264H235V262L234 263H232L233 261H234V259H229V260H223V262H222V260H220L221 262L220 263H218V261L219 260H216ZM233 258V257H232ZM264 258V257H263ZM110 259V260H109ZM89 260V262H87ZM173 260V261H172ZM195 260V261H196ZM86 261V262H85ZM90 261H95V262H90ZM177 261V262H176ZM192 261V262H193ZM173 262H175V263H173ZM179 262V263H178ZM187 263H185V264H187ZM197 262H195V264H196ZM127 264V263H126ZM191 264V263H190Z\"/></svg>","mask_w":264,"mask_h":264}]
</instances>
